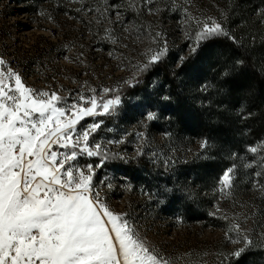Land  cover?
<instances>
[{
  "label": "rangeland",
  "instance_id": "374dc122",
  "mask_svg": "<svg viewBox=\"0 0 264 264\" xmlns=\"http://www.w3.org/2000/svg\"><path fill=\"white\" fill-rule=\"evenodd\" d=\"M237 3L238 0H154L152 4H147L146 0H80L78 3L52 0V3L42 4L35 15H28L16 14L11 10L13 4L0 2V58L6 62L0 67L19 73L25 86L56 92L69 103L79 94L91 96L93 88L97 90L98 99H107L102 89L116 90L128 84L126 81H132L139 73L137 66L147 62L144 53L149 49L158 50L166 44L167 52L175 53L177 64L189 56L191 59L201 57L205 45L222 37L240 44L247 39L255 42L253 35H257L259 43H263L264 18H255L256 23H251L252 32L247 31L245 23L231 28V15L243 22L240 18L242 8L234 9ZM259 7L260 12L263 6ZM209 18L220 23L229 35L202 40L193 52L191 49L200 30L196 21ZM242 28L249 35L244 30L239 31ZM39 53L44 55L39 60L44 68L21 66V59ZM183 85L190 90V83ZM208 87L206 82L201 85L203 92ZM149 88L148 96L137 93L120 99L111 115L86 118L78 129L102 122L90 142L101 143L109 154L115 153L127 160L146 156L172 175L182 174L189 166L216 161L215 142L207 137L175 135L170 126L163 125L169 117H162V111H171L166 107L173 101L164 99L168 96L169 85L152 80ZM149 112H155L157 119L147 121ZM261 115L259 119L264 125V109ZM256 116L255 111H248L243 119ZM141 133L143 136L139 135ZM204 140L207 147L202 148ZM262 145L264 130L250 145L243 146V152L227 158L215 181L206 182L204 177L187 180L183 187L179 183L177 191L184 202L170 215L163 208L166 191L158 193L133 184L124 178L125 171L116 170L113 164L103 161V166L96 168L93 183L109 208L116 213H127L150 249L173 264H240L244 256L252 253L256 260L249 259L244 264H264V191H261L264 187V148L258 147ZM252 147H258L257 153L249 151ZM138 149L142 155H138ZM75 164L84 168L87 164L99 165L101 160L100 157L80 156ZM229 168H234L232 194L223 196L219 181ZM167 182L176 183L168 179ZM108 183L112 184L111 189L107 188ZM200 201L207 205L203 207L204 214L189 217L186 210L190 207L197 210ZM234 222L241 225L243 233L253 243L238 259L226 260L225 255L243 246L226 239L227 229ZM229 235L237 238L236 233Z\"/></svg>",
  "mask_w": 264,
  "mask_h": 264
},
{
  "label": "snow or ice",
  "instance_id": "6c2138e0",
  "mask_svg": "<svg viewBox=\"0 0 264 264\" xmlns=\"http://www.w3.org/2000/svg\"><path fill=\"white\" fill-rule=\"evenodd\" d=\"M196 22L200 30L193 52L202 40L229 35L214 19ZM108 39H112L110 32ZM166 54V44L149 49L144 53L147 62L138 65V71H146ZM5 63L0 58V66ZM112 91L102 89L105 95ZM91 92L69 103L56 92L25 86L19 73L0 67V264H173L150 249L127 213L109 208L93 183L96 168L118 154L90 142L102 122L77 126L89 117L111 115L120 98L98 99L97 90ZM146 119L153 121L157 114L149 112ZM201 147H207L206 140ZM258 147L249 151L257 153ZM80 156L100 157L101 164L81 168L75 164ZM233 180L234 168H229L219 181L223 196H231ZM112 187L107 184L108 189ZM226 239L243 244L225 255L226 260L238 259L253 243L236 222L227 229Z\"/></svg>",
  "mask_w": 264,
  "mask_h": 264
},
{
  "label": "trees",
  "instance_id": "16d2710c",
  "mask_svg": "<svg viewBox=\"0 0 264 264\" xmlns=\"http://www.w3.org/2000/svg\"><path fill=\"white\" fill-rule=\"evenodd\" d=\"M4 1L14 5L11 8L12 12L28 15H35L42 4L52 3V0H0V2ZM262 1L264 2V0H238L234 9L237 11L242 8L240 18L243 22L233 14L229 17L231 28L245 23L243 25L247 31L252 32L251 23H256L255 18H264ZM261 5L263 7L259 12L258 8ZM241 30L244 28L239 29ZM243 32L249 35L246 30ZM253 36L256 38L255 42L247 39L240 44L230 38L222 37L205 45L201 57L191 59L189 56L177 64L175 53L167 52L158 63L153 64L146 71H139L131 84L122 85L107 94V99L118 95L122 100L137 93L148 96L152 80L166 83L169 85L167 97L173 101L166 107L171 111H162V117L165 115L169 117L163 125L170 126L175 135L191 138L207 137L217 145L216 161L200 163L195 167L189 166L182 174L167 173L160 164L146 156H137L131 160L117 157L105 161L107 164H113L116 170L125 171L124 178L129 179L133 184L150 188L151 191L156 190L155 192L158 193L166 191V197L163 193L162 195L165 197L163 208L167 215L174 214L184 202L179 197L177 186L180 184L182 186L193 178L205 177L206 182L215 181L229 160L227 158H232L238 151L243 152V146L250 145V142L264 130L263 121L259 119L262 118L261 113L264 109V42L259 43V37ZM43 56V53H39L19 62L21 66L37 65L44 68V63L39 62ZM205 82L209 87L203 92L201 85ZM183 83H190V90ZM248 111H255L258 116L255 119H243ZM254 127H257V130ZM167 179L176 183H168ZM205 206L207 205L200 201L197 210L193 207L186 210L188 216H202ZM254 255L252 253L247 255L248 257L244 256L240 264L246 263L249 259L256 260Z\"/></svg>",
  "mask_w": 264,
  "mask_h": 264
}]
</instances>
